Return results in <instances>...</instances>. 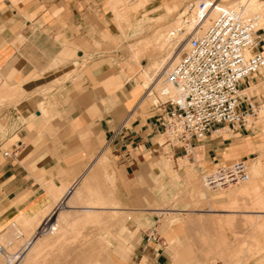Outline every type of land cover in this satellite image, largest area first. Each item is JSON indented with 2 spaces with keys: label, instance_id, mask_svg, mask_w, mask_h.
<instances>
[{
  "label": "crops",
  "instance_id": "crops-1",
  "mask_svg": "<svg viewBox=\"0 0 264 264\" xmlns=\"http://www.w3.org/2000/svg\"><path fill=\"white\" fill-rule=\"evenodd\" d=\"M100 1L0 0V79L19 83V97L0 102L1 221L45 211L46 216L56 215L52 210L63 203L74 207L85 184L82 177L101 157L112 176L114 199L125 206L142 203L143 190L158 170L159 149L167 145L158 144V113L140 87L122 83L118 75L97 65L84 73L80 92L65 100L73 30L87 29ZM259 49L264 56V40ZM56 80L60 83L54 84ZM47 88V103L54 113L45 116L38 103L46 102ZM240 89L264 110V68L247 77ZM222 129L193 142V151L202 148L207 168L221 162L222 149L242 144L241 136L253 131ZM171 153L175 160L183 157L181 148L172 147ZM194 157L193 152L187 160L194 162ZM61 182L69 184L56 194ZM52 195H58L56 202ZM130 227L131 245L124 254L114 255L115 264H169L160 242L147 238V227L133 222Z\"/></svg>",
  "mask_w": 264,
  "mask_h": 264
},
{
  "label": "rangeland",
  "instance_id": "rangeland-1",
  "mask_svg": "<svg viewBox=\"0 0 264 264\" xmlns=\"http://www.w3.org/2000/svg\"><path fill=\"white\" fill-rule=\"evenodd\" d=\"M107 1L108 0H101L99 2L97 9L98 12L94 14L93 17L90 16L88 19L87 29H83L82 32H78L76 29L73 30L74 39L71 42V45L73 46V63L70 64V73L64 78V80H66L65 83H68V86H65L63 90V94L65 95V100L67 98V102L69 101L68 97L71 94L74 97L80 92L81 85L84 80V73L87 71L88 67H94L97 65L107 68L108 71L106 73H115L118 75L122 83L127 81V84L140 87V89L143 90L144 96H147L146 92L148 90L157 92L159 90L160 83L158 82L153 85L152 81L155 80L156 75L163 65L170 60V53L165 54L162 49L148 48L140 56H138L139 59L137 58V60L130 56L131 51L129 49V45H133V43L136 44L139 41L150 38L152 33L159 27H173L176 24L175 21L179 20L178 15L183 7L189 3L195 4L200 0H145L142 7L130 14L131 16L128 21H125V18L123 17L124 14L119 13L120 11H116V13L111 12L112 10L109 8L111 5H109V3L111 2L110 0L108 1L109 3ZM208 1L211 5L218 3V7L232 5L233 2L234 4L236 3V5L238 4L237 0ZM255 1L262 2L258 3L257 8H252L250 4H247L248 6H246V11L248 13L264 11V0ZM165 5L175 6V9L167 14L165 13ZM188 16L189 13L187 14V17ZM136 26L140 28L139 32L137 31L138 33L133 32V29ZM130 30L132 31L130 32ZM184 41H186L185 33L183 36L178 38V40H173V53L177 51H179L180 54L182 53L183 48L180 47H183L185 43ZM168 42H165L166 44L164 45V48H167ZM170 52H172L171 49ZM154 55H158V58H160V56H164V62H162L161 65H157V68L149 70L152 62L151 58ZM175 57L176 54L174 58ZM149 63L150 65H148ZM143 68L148 69L149 74H151V78L147 83V85L151 83L150 87H147L142 83L143 81L140 75L142 70H144ZM56 82L60 83V81L56 80L54 84H56ZM7 84L12 85L13 87L8 92L4 93L2 87H7ZM18 87L19 83H11L0 79V102L15 101L17 97H19L17 92ZM47 90L49 91L50 89H46L44 97L46 102H49L47 98ZM147 97L150 100L152 99V95ZM258 110H260V108H258ZM53 113L54 112H52V115ZM257 115L258 112H256L255 117L249 118V121L253 126V131L251 132L252 134L241 136L243 141L242 144L237 145L234 149H222L219 156L220 161L225 163L240 158L244 159L248 164L249 178L242 183L225 187L217 191L209 190L203 184V174L212 169L214 166H211L210 168L204 166L205 164L203 158L201 159L200 156L197 157L200 151L199 147L198 149L196 148V150L194 149L196 158L194 157V162H192L191 160H187L186 157H181L175 160L167 146H163L159 149L158 153V170L154 174L151 185L145 188L146 192L143 190L144 193L142 203L128 204L125 206L114 199L115 189L113 187L112 176L108 170L107 161L104 157L99 158L96 163L92 164L88 168L82 177L81 180L84 179L85 185L87 184L88 186L86 185L79 188L80 191L78 198L73 204L74 207H63V209H59L57 205V208L54 210V212H59L60 210L65 212L66 210L69 217L71 214L72 217H75L74 215H78L83 212L81 208L88 204L87 201L95 202L94 204L90 203L97 206V211H95L96 218L94 220H89L87 223H85L86 221L83 223H77V227H73L75 229L77 228V231L71 227H69V229H72V232L67 229L68 231L66 235L70 232L72 234L75 231V234L73 233L72 237L70 234V236L68 235L67 241H69L70 238H73L74 240L76 236L74 241L70 239L71 241L68 243L73 245L76 241L75 246L78 247L82 243V249H79L80 247L78 248L74 245V247H72L70 244L65 243L67 242V237H64L60 240V242L62 241L66 245L62 242L60 243L59 241V243L56 242L53 245L56 251H59L60 249V253L55 252L53 246L50 245L51 247L49 246L47 250H44L45 252L43 251L42 254H40L41 257H37L36 261H38L36 263L57 264L56 261H51L55 257L54 260H56V258L57 261L61 259L64 260L59 264H62L63 262L64 264H85L86 262H88V264H115L113 259L114 255L124 254L128 251L127 249L131 245L130 239L132 233L130 232V224L133 222L140 227H147L145 228L146 232H149V234L146 235L147 238L158 240L160 242L168 253L169 264H264V211L260 214L255 211L258 209L264 210V165L259 173H255L252 169V161L255 157L260 153L264 155V118L262 121L257 120ZM222 132L223 129L222 131H217V134ZM162 140L163 137L159 138V141ZM223 146H227V144H224ZM255 146L256 148L252 151L250 150V152L249 149ZM227 153L229 157L227 156ZM254 180L258 184L259 190H257V192L259 191V195L256 193L255 197H252L254 194L252 195V193H250L248 194L250 197H247V194H241V196L243 195L242 198L238 195L235 203H230L227 194L231 189L237 190L246 186L248 188L253 182H255ZM45 183L43 185H45ZM61 183L69 184V182ZM61 183L59 186H61ZM44 190H46L45 187ZM52 197L56 202L58 195H52ZM256 198H260L259 200L261 201L258 200L260 203L258 201H254ZM62 199L63 198H61V200ZM259 205H261L262 208L258 207ZM112 207H116L117 212L110 210ZM48 212L49 211L40 213L41 215L38 219L40 220L41 217L43 218L46 214H48ZM101 212L103 215H100ZM109 212L110 215H108ZM50 215L53 216V214ZM144 215H147L148 218H146L143 222L142 217H144ZM105 216L106 218H109L104 220ZM21 217L22 216L15 217L8 222L0 220V235H2L5 231L10 230L13 237L15 229L19 228L23 232V236L21 239L16 240L17 243H20L30 236L32 231H34L33 228L39 220L32 222L35 226H33L34 224L32 223H27L29 225L32 224L30 225L32 227L31 229L29 225L27 226V224H24L25 222L23 223ZM199 218H201V220ZM202 219L206 220V222L204 220L202 221ZM11 222H14V224L10 225ZM99 222L100 224L103 222V224L98 228L100 225L98 224ZM195 222L196 224L197 222H200V225L198 224L199 226L197 227ZM202 222H205L210 226L207 227ZM83 224L86 226H83ZM55 226L57 227L58 224L56 223ZM89 226L92 228L94 226L100 236H97L98 234L96 235V231H94L95 229L92 230L91 227L86 228ZM101 227L104 228L102 229ZM88 229H91L94 232L91 231L92 234L88 233ZM98 229H102V231L100 232ZM84 230L87 233H84ZM80 233H84L85 236L88 234L87 237L89 239H82L84 235L80 237ZM89 235L93 238H91V241H89ZM95 235L98 238L101 237V240ZM103 235L104 237H102ZM77 236H79L82 240ZM94 236L96 238H94ZM105 237H107V239ZM4 238L6 237H2V239ZM79 239L82 242L79 241V243L77 241ZM97 239L99 241H97ZM84 240L89 243H83ZM106 240L109 241L106 242ZM28 241L29 240L25 241L26 244ZM72 241L73 244L71 243ZM92 243L95 245H92ZM55 244H58L59 246L57 245V247ZM67 245H70V247ZM66 246L68 248L72 247V249L75 248V250H73L75 252H70V250H68L69 253L67 251V255L66 252L64 253L67 249ZM61 248L63 249L61 250ZM88 250L89 252H87ZM48 251H50L49 255L52 254L53 251V255L55 256H49ZM76 251H79L78 253L81 255L77 253V256V254H75ZM54 252L56 254H54ZM72 252L74 253L73 255ZM63 255H67V258ZM20 256L23 258L22 254ZM60 256L65 258L63 259ZM74 256L77 258L76 262H80L76 263L75 260H73ZM69 257H71L70 259H72L74 263L70 262L71 260ZM22 258H18V261H22ZM78 258H82V260L85 259V263ZM174 259L176 262H173ZM65 260H68L67 263ZM18 261L15 262V264L21 263V261ZM4 262L3 257L0 255V264H3Z\"/></svg>",
  "mask_w": 264,
  "mask_h": 264
},
{
  "label": "built area",
  "instance_id": "built-area-1",
  "mask_svg": "<svg viewBox=\"0 0 264 264\" xmlns=\"http://www.w3.org/2000/svg\"><path fill=\"white\" fill-rule=\"evenodd\" d=\"M198 5L203 7L202 2ZM189 3L179 13V23L169 31V39L185 31ZM246 5L236 8L218 7L202 29H189L186 44L177 61L164 73L161 89L149 90L151 104L161 125L159 145L181 148L183 157L193 153V142H202L208 134L223 127L251 129L259 102L250 100L240 89L241 83L264 68L260 46L264 40V11L248 13ZM198 21L202 16L198 17ZM8 155L7 151H3ZM249 177L244 159L220 162L203 176V184L212 191L236 185ZM11 222L10 225H13ZM45 215L34 234L53 230ZM23 232L17 228L13 237L0 241L4 264H14L22 253Z\"/></svg>",
  "mask_w": 264,
  "mask_h": 264
},
{
  "label": "bare ground",
  "instance_id": "bare-ground-1",
  "mask_svg": "<svg viewBox=\"0 0 264 264\" xmlns=\"http://www.w3.org/2000/svg\"><path fill=\"white\" fill-rule=\"evenodd\" d=\"M109 1V0H108ZM107 1V2H108ZM144 1L145 0H133V1H131V0H110V2L111 3H109V5L111 6H109V8H111V12H113V13H116V11H120L119 13H123L124 15H123V17L125 18V21H128V19L130 18V14L132 13V12H135V11H137L138 10V8H140V7H142L143 5H144ZM210 1H213V0H210ZM199 2H202V4H203V7H200L199 5H198V3ZM237 2H238V4L236 5V3L234 4V2H233V4L232 5H227V6H224V7H229V8H232V9H234V8H236L239 4H245L246 6H248L247 4H250L251 5V7L252 8H257L258 7V3H261L262 1H255V0H237ZM194 4V3H193ZM261 5H263V4H261ZM260 5V6H261ZM264 6V5H263ZM217 8H218V3L217 4H213V5H211L210 3H209V1L208 0H200V1H197L195 4H194V7L192 8V10H191V12L189 13V16L185 19V23H184V28H185V31L184 32H182V33H180V34H178L177 36H176V38L174 39V41H176V40H178V38H180L181 36H183V34L185 33L186 34V32L189 30V29H191V28H193V29H202V28H204L208 23H209V20H210V17H213L214 15H215V13H216V10H217ZM251 8V9H252ZM175 9V6H169V5H165V13H170V12H172L173 10ZM262 9V8H261ZM260 10V9H259ZM263 10H264V8H263ZM245 11H246V8H245ZM262 11V10H261ZM247 12V11H246ZM250 12V11H249ZM118 13V12H117ZM166 15V14H165ZM121 16V15H120ZM199 16H202V18L198 21V17ZM116 18V17H115ZM118 18V17H117ZM162 18V17H161ZM145 20V19H144ZM175 21V20H174ZM173 21V22H174ZM176 22V24L175 25H177L178 23H179V20H177V21H175ZM188 22V23H187ZM131 25V24H130ZM143 26V25H142ZM167 27V26H166ZM170 28V27H169ZM169 28H165V27H159V28H157L153 33H152V35H151V37L150 38H146V39H144V40H142V41H139V42H137L136 44H134L133 43V45L132 44H130L129 45V49H130V51H131V57L133 58V59H137L138 58V56H140L144 51H146L148 48H151V49H159V50H164V52H165V54H169V58H170V60H168V62L167 63H165L164 65H163V67L159 70V72H158V74L156 75V78H155V80L154 81H152L153 82V85L154 84H157L158 82L160 83V86H159V89H161L160 87H161V84H162V79H163V76H164V73L166 72V70L167 69H169L176 61H177V59H178V55L180 54L179 53V51H177V52H175V53H173V40H170L169 39V31H170V29L171 28H173V27H171L170 29ZM129 29V28H128ZM139 30H140V28L139 27H134V29H133V32H139ZM132 30H130V32H131ZM137 32V33H138ZM127 34V33H126ZM185 40V39H184ZM169 41V42H168ZM170 41H172V42H170ZM168 42V45H167V48H164L165 46V44ZM185 43H184V45H183V47H180V48H184L185 47V44H186V41H184ZM175 46V45H174ZM170 49L172 50V52H170ZM158 52V51H157ZM162 54V53H161ZM175 54H176V57L174 58V56H175ZM159 56L158 55H154L151 59V65H150V63L148 64V65H150V67H149V70H152L153 68H157V65H161L162 64V62H164L163 60H164V56H160V58H158ZM130 58V57H129ZM128 58V59H129ZM139 59V58H138ZM137 59V60H138ZM129 60H132V59H129ZM173 60V61H172ZM133 61V60H132ZM131 69V68H130ZM144 69V68H143ZM136 71V70H135ZM152 73V72H151ZM154 73V72H153ZM140 77H141V79H142V83L145 85V86H147V87H150V84L149 85H147V83H148V80L151 78V74H149V71H148V69H144V70H142V72H141V75H140ZM4 83V82H3ZM152 85V86H153ZM12 85H9V84H7V87H2V90L4 91V93H6V92H8L10 89H12ZM154 87V86H153ZM1 90V89H0ZM149 91V90H148ZM148 96H150V95H148ZM39 104V105H38ZM37 105H38V109L40 110V112L42 113V115H45V116H47V115H49L51 112H52V108L51 107H49V104L46 102H41V103H38ZM19 111V110H18ZM257 112H258V115H257V117L256 118H258L257 120H260V121H262L263 120V118H264V110H257ZM40 114V113H39ZM22 117V116H21ZM19 118V117H18ZM21 119V118H20ZM15 120V119H14ZM13 120V121H14ZM24 120V119H23ZM22 120V121H23ZM17 121V120H16ZM15 123V122H14ZM17 124H18V122H17ZM16 124V125H17ZM9 126V125H8ZM11 126V125H10ZM12 129L14 128V127H11ZM12 131V130H11ZM217 131L219 132V131H222V128H220V129H218V130H214L213 131V135H216L217 134ZM1 132V131H0ZM235 147H237V144H231V145H228L227 147H226V149H234ZM196 148L198 149V147H195V150H196ZM256 148V146L255 147H252L251 149H249V151L251 150H254ZM199 149H200V151H199V155H198V153H197V157H201V155H203L202 153V148L199 146ZM250 151V152H251ZM194 152V151H193ZM196 152H198V151H196ZM195 154V158H196V153H194ZM225 156V155H224ZM227 156H228V153H227ZM229 157V156H228ZM203 158V157H202ZM231 158V157H230ZM197 160V159H196ZM199 160V159H198ZM185 161V160H184ZM184 161H183V163H184ZM182 165V164H181ZM252 165H253V171H255V173H259L260 171H261V169H262V167H263V165H264V155H262V153H260L258 156H256L255 157V159L252 161ZM254 175V174H253ZM262 177V176H261ZM249 178V177H248ZM259 178V177H258ZM263 179V178H262ZM256 180V179H255ZM254 180V181H255ZM250 181V180H249ZM250 183H252V182H250ZM246 184V183H245ZM51 185V186H50ZM87 185V184H86ZM85 184H84V186H86ZM248 185H249V183H248ZM49 186L50 187H52V188H54V185L52 184V183H50L49 184ZM88 186V185H87ZM65 187H66V184H64V183H61V186H60V189H58L57 190V192H56V194H60V192L62 191V190H64L65 189ZM55 189V188H54ZM257 190H259L258 189V184L256 183V181L255 182H253L252 184H251V186L250 187H248L247 188V186L246 187H242V188H240V189H237V190H228L229 192H228V194H227V196H228V198H229V201H230V203L232 202V203H235V201H236V199H237V196L238 195H240V197L242 198V196L245 194H247V197H250L248 194H250V193H252V197H255V195H256V193L259 195V191L257 192ZM91 191V190H90ZM94 191V190H93ZM79 194V192H77V195ZM241 194H243L242 196H241ZM90 195V194H89ZM92 196V195H91ZM257 197V196H256ZM257 199V198H256ZM254 199V201H258L259 199ZM87 200H89V199H87ZM97 200V199H96ZM259 201H261V200H259ZM258 201V202H259ZM257 202V203H258ZM86 203V202H85ZM87 205L86 206H84L83 208H82V213H80V214H78V215H74L75 217H72V214H71V216L70 217H72V218H70L69 217V215H68V213L66 212V210H65V212H63L62 210H60L59 212L57 211V213H56V215H53V216H51V218H50V216H49V221H51L52 222V224L54 225V229L53 230H49L48 232H46V234H44V233H39V234H34V231H35V227H37L39 224H40V222H41V218H40V220L38 219L39 218V216L41 215L40 213L41 212H39L38 214H35V215H32V216H30V217H21L22 218V221H23V223L24 224H27V223H32V222H36V220H39V221H37V224H36V226H35V224L34 223H32V224H34L33 226H35L34 228H33V230L34 231H32V233L30 234V236H28L26 239H24L23 241H24V247H23V249H22V255H23V258H22V256H19L18 258H22V261L21 260H19V261H21V263H18V264H35L37 261H36V259H37V257L39 256V257H41L40 256V254H42V252L44 251V250H47V248L50 246V245H54V243H56V242H60V240H62L64 237H67L66 238V241H67V239H68V235L70 234L71 235V237H72V234L74 233L75 234V231H77L75 228H73L74 226L75 227H77V223H79V222H85V223H87V221L89 222V220H94L95 218H96V213H95V211H97V206H94V205H92V204H90V203H95L94 201H87ZM100 203H102V202H100ZM253 203V202H252ZM260 203V202H259ZM258 203V204H259ZM262 203V202H261ZM97 205V204H96ZM212 205V204H211ZM247 205V204H246ZM214 206V205H213ZM228 206V205H227ZM63 207L64 208H66V207H68V205L66 206V203H63L60 207H59V209L60 208H62L63 209ZM103 207V206H102ZM229 207V206H228ZM231 207V206H230ZM258 207H260V208H262V206L261 205H259ZM57 208V205H55V207H54V209H53V212H54V210ZM98 208H99V206H98ZM101 208V207H100ZM104 208H106V207H104ZM103 209V208H102ZM108 209V208H107ZM210 209V208H209ZM110 210H112V211H114V212H117L116 211V208L115 207H112ZM217 210H218V208H217ZM103 211H105V210H103ZM107 211V210H106ZM208 211H210V210H208ZM255 211H257V212H259V214L261 213V212H263L264 210H261V209H258V210H255ZM70 212V211H69ZM100 212V211H99ZM113 212V213H114ZM98 213V212H97ZM99 215V214H98ZM100 215H103V213L101 212V214ZM108 215H110V212L108 213ZM216 216V215H215ZM210 217V216H209ZM107 218H109V217H107ZM106 218V216H105V218H104V220L105 219H107ZM116 218V217H115ZM224 218V217H223ZM98 219V218H97ZM96 219V220H97ZM102 219V218H101ZM111 219V218H110ZM191 219V218H190ZM196 219V218H195ZM194 219V220H195ZM200 220H201V218H199ZM198 219V220H199ZM208 219V218H207ZM204 219H202V221H203ZM205 222H206V220H204ZM211 221V220H210ZM239 221H240V219H239ZM98 222V221H97ZM101 222V221H100ZM100 222L98 223V224H100ZM105 222V221H104ZM205 222H202V223H204V225L205 226H207V227H209L210 225H208L207 223H205ZM56 223L58 224V226L56 227L55 225H56ZM189 223V222H188ZM187 223V224H188ZM192 223V222H191ZM190 223V224H191ZM32 224H30V225H32ZM81 224V223H80ZM97 224V223H96ZM102 224H103V222L98 226V225H96V226H98V228L100 227V226H102ZM171 224V223H170ZM195 224H196V222H195ZM200 225V222H197V227ZM264 224V223H263ZM29 224H27V226H28ZM29 225V226H30ZM88 225H89V223H88ZM193 225V224H192ZM83 226H86V225H84L83 224ZM25 227V226H24ZM69 227H71V228H73V229H75V231L71 234V232H72V229L70 230L69 229ZM91 226H89V227H86V228H90ZM105 227V226H104ZM103 227V228H104ZM27 228V227H26ZM30 228L32 229V227L30 226ZM92 228V227H91ZM102 228V227H101ZM102 228V229H103ZM194 228V227H193ZM67 229H69L71 232L70 233H68L67 235H66V233H67ZM95 228H94V226H93V228H92V230H94ZM102 229L100 230V229H98L100 232L102 231ZM195 229V228H194ZM7 230H9V229H7ZM27 230V229H26ZM79 230H80V227H79ZM78 230V231H79ZM91 229H88V233H91V231H92ZM106 230V229H105ZM29 231H31V230H29ZM85 231V230H84ZM90 231V232H89ZM94 231H96V229L94 230ZM94 231H92V232H94ZM80 232V231H79ZM83 232V231H82ZM84 233H87L86 231L84 232ZM84 233L82 234V233H80L79 234V236L81 237V236H83L84 235ZM96 233V235L97 236H100V234L99 233H97V231L95 232ZM28 234V233H27ZM82 234V235H81ZM92 234V233H91ZM94 234V233H93ZM29 235V234H28ZM66 235V236H65ZM69 235V236H70ZM95 235V236H96ZM6 237V238H4V239H2V237ZM79 236H77V237H79ZM88 236V234H86V236L84 235L83 236V238L82 239H86V238H88L87 237ZM90 236V235H89ZM94 236V238H96ZM0 241H3V240H6V239H8V238H12V234H11V232H10V230L9 231H5V232H3L2 233V235H0ZM79 237V238H80ZM102 237H104V235L102 236ZM108 237V236H107ZM107 237H105L106 239H107ZM91 236H90V240L89 241H91ZM98 238V237H97ZM101 237H99L98 239H100ZM71 239V238H70ZM69 239V241H71V240H73V238L70 240ZM75 239H76V236H75ZM74 239V240H75ZM81 239V238H80ZM77 240L78 242L79 241H81V240ZM89 239V238H88ZM93 239V238H92ZM97 239V241H99ZM26 240H29L28 241V243L26 244ZM73 240V241H74ZM101 240V239H100ZM102 240H103V238H102ZM64 241V240H63ZM69 241H67V242H65V243H68ZM73 241L71 242L72 244H73ZM96 241V242H97ZM104 241V240H103ZM102 241V242H103ZM109 240H106V242H108ZM22 242V241H21ZM58 242V243H59ZM62 242V241H61ZM60 242V243H61ZM77 242V243H78ZM82 242V241H81ZM84 242H86L85 240L83 241V243ZM88 242V241H87ZM86 242V243H87ZM93 242H94V240H93ZM95 242V243H96ZM63 243V242H62ZM65 243H63V244H65ZM75 243H76V241H75ZM75 243L73 244L74 246H75ZM80 243V242H79ZM78 243V244H79ZM89 243V242H88ZM105 243V242H104ZM62 244V245H63ZM68 244H70V243H68ZM77 244V245H78ZM82 244V243H81ZM81 244L79 245V247L78 246H75V247H78L79 249H82V246H81ZM99 244V243H98ZM97 244V245H98ZM111 244V243H110ZM173 244V243H172ZM58 245V244H57ZM56 244H55V246H57ZM66 245V244H65ZM64 245V246H65ZM71 245V244H70ZM70 245H67V246H69L70 247ZM73 245H71L72 247H74ZM92 245H95L94 243H92ZM102 245V244H101ZM59 246V245H58ZM57 246V247H58ZM66 246V247H67ZM91 246V245H90ZM89 246V247H90ZM51 247V246H50ZM72 247L71 248H68L67 247V249L64 251V253L66 252L67 253V251L68 250H70V252L71 251H73V250H75V248H73L72 249ZM94 247H97V246H94ZM101 247V246H100ZM55 247L53 246V249H54ZM60 248V247H59ZM87 248V247H86ZM58 249V248H57ZM63 248H61V250H62ZM72 249V250H71ZM101 249V248H100ZM49 250V249H48ZM52 250V249H51ZM55 250V249H54ZM77 250V249H76ZM59 251H60V249H59ZM58 250L56 251L55 250V252H57V253H60ZM45 252V251H44ZM49 252L50 251H48V255H49ZM54 252V254H56ZM73 252H75V251H73ZM72 252V255L74 254ZM79 252V251H78ZM77 251H76V253L75 254H77L78 253ZM87 252H89V250L87 251ZM63 253V254H64ZM68 253H69V251H68ZM68 253H67V255H68ZM84 253V252H83ZM83 253H82V255H83ZM93 253V252H92ZM79 254V253H78ZM78 254H77V256H78ZM87 254V253H86ZM85 254V255H86ZM43 255H45V254H43ZM47 255V256H48ZM50 255H53V251H52V254H50ZM49 255V256H50ZM58 255V254H57ZM67 255H63V256H67ZM71 255V254H70ZM71 255V256H72ZM79 255H81V254H79ZM95 255H96V253H95ZM175 255V254H174ZM55 255H53V257H54ZM62 256V255H61ZM60 256V257H61ZM84 256V255H83ZM82 256V257H83ZM87 256H88V254H87ZM38 257V258H39ZM57 257H59V256H57ZM65 257H61V258H65ZM73 257V256H72ZM79 257H81V256H79ZM49 258V257H48ZM52 258V257H51ZM67 258V257H66ZM71 257H69V259H70ZM83 258H85V257H83ZM54 259H55V257H54ZM54 259H52L51 261L52 262H54V261H56L57 262V264H59V263H61V261H64V260H58L57 261V258H56V260H54ZM59 259V258H58ZM76 256H74V259L73 260H75V262H76ZM78 259H80V258H78ZM88 259V258H87ZM44 260V259H43ZM42 260V261H43ZM71 260V261H70ZM69 261L70 262H73L74 263V261H72V259H70ZM80 260H82V258L80 259ZM18 261V262H19ZM39 261H41V260H39ZM68 261V260H67ZM67 261L65 260V262L67 263ZM85 261V259H83L82 260V262H84ZM87 261V260H86ZM176 262V260L174 259L173 260V262ZM78 262H80V261H78ZM78 262H76V263H78ZM178 262V261H177ZM5 263V262H4ZM3 263V264H4ZM39 263V262H38ZM69 263V262H68ZM85 263V262H84ZM15 264V263H14ZM37 264V263H36ZM42 264V263H41ZM43 264H45V263H43ZM54 264V263H53ZM56 264V263H55ZM62 264H64V262L62 263ZM79 264V263H78ZM85 264H88V262H86ZM173 264H175V263H173Z\"/></svg>",
  "mask_w": 264,
  "mask_h": 264
}]
</instances>
